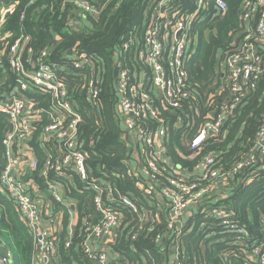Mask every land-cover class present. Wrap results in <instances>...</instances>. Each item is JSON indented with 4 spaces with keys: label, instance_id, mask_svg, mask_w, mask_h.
Instances as JSON below:
<instances>
[{
    "label": "trees",
    "instance_id": "16d2710c",
    "mask_svg": "<svg viewBox=\"0 0 264 264\" xmlns=\"http://www.w3.org/2000/svg\"><path fill=\"white\" fill-rule=\"evenodd\" d=\"M13 1L15 6L7 13L2 29L10 34L7 41L12 43L24 36L28 39L26 46L34 55L45 49V60L58 67L57 74L65 78L71 101L82 116L79 141L83 142L82 150L86 153L88 180L82 182L74 175L69 183L55 177L53 172L46 180L38 171L31 176L50 201L53 216L60 215L54 263L96 264L84 249L90 228L101 219L93 204L95 190L88 188L91 182L98 181L114 188L135 207L134 211L123 206L115 195L109 204L120 216V224L109 245V264H166V261L170 264L176 249L179 253L175 264H254L249 256L254 247L264 243V156L258 154L253 164L236 172L233 169L251 154L256 132L264 119V72L255 89L226 117L218 135L208 137L196 151H191L186 144L203 124L207 113L214 107L219 108L227 96L228 84L223 77V67L221 69L223 55L236 48L247 33L255 35V20L242 19L241 9L246 0H224L226 9L221 13L216 12L210 0L191 26L193 43L190 59L185 63L191 95L183 108L169 116L166 156L171 167L191 175L197 160L206 154H216L215 167L226 180L201 199L193 208L194 214L184 215L178 234L175 227H169L167 202L157 196L164 178L160 177L156 186L153 184L149 194L135 186L140 180L132 176L137 160L122 141L121 136L125 135L118 123L113 93L119 71L115 55L122 68L134 70L135 63L130 54L122 50V44L131 35L141 39L155 0H87L100 9L96 17L77 7L72 0ZM8 3L9 0H0V8ZM173 9L179 14H190L195 5L192 0H173L168 10ZM2 44L0 42V49ZM257 48L264 61V44ZM80 54L87 55L92 65L75 70L71 63L78 60ZM90 79L100 85L101 102L96 108L85 103L81 90L83 82ZM176 115L183 121L178 128H175ZM7 130L8 120L0 114V168ZM32 147L41 163L42 151L35 144ZM54 180L65 185L64 198L74 206L76 224L70 234L67 228L72 209L47 194L46 182ZM146 186L148 189L150 185ZM214 209L228 212L236 229L222 226L212 214ZM139 226L141 229L135 234ZM0 251L9 255L12 264H32L36 255L31 231L1 188Z\"/></svg>",
    "mask_w": 264,
    "mask_h": 264
},
{
    "label": "built area",
    "instance_id": "2783aa9c",
    "mask_svg": "<svg viewBox=\"0 0 264 264\" xmlns=\"http://www.w3.org/2000/svg\"><path fill=\"white\" fill-rule=\"evenodd\" d=\"M172 1L155 0L150 21L141 39L131 35L122 44V50L129 53L135 63L134 70L122 68L115 55L119 71L113 93L118 123L125 135L122 140L137 160L132 176L140 180L135 186L149 194L153 184L156 186L159 178H164L157 196L167 202L169 227H175L178 234L185 213L198 205L206 194L217 190L226 179L215 167L216 154H206L197 160L191 175L171 167L166 156L169 116L183 108L191 95L185 71L193 43L190 38L191 26L198 19L199 11L205 10L210 0H192L195 10L184 15L174 9L168 10ZM72 2L94 17L99 13L100 9L87 0ZM213 3L217 13L226 9L224 0H213ZM14 6L15 1L9 0L6 6L0 8V42L3 43L0 49V114L6 116L8 129L11 126V132L7 130L3 141L0 188L14 202L20 219L34 237L36 255L32 264H55L60 215L53 216L50 201L31 176L38 171L46 180L53 172L55 177L69 183L74 175L82 182L88 180L86 153L82 150L83 142L79 141L82 116L71 101L65 78L57 74L58 67L45 60L46 50L34 55V51L26 46L28 39L24 36L12 43L7 41L10 34L2 29L7 13ZM241 15L244 21L255 20V35L247 33L236 48L223 55L221 69L223 67V77L228 84L227 96L219 108L214 107L207 113L203 124L190 136L186 144L191 151L199 149L208 137L220 133L226 117L255 89L264 72L263 57L257 48L264 44V0H246ZM71 65L73 69L81 70L92 65V61L87 55L80 54ZM81 90L85 103L92 108L99 106L98 81L90 79L83 82ZM176 117L175 128H178L183 121L180 120L181 116ZM33 144L43 153L41 163L33 153ZM258 154L264 156V119L256 132L251 154L239 162L233 171L253 164ZM146 184L150 185L148 189ZM45 186L47 194L54 201L74 211L73 204L64 198V184L54 180L47 181ZM88 188L95 190L93 204L101 219L90 228L84 251L96 264H109L110 247L102 246L100 249L97 241L113 235L120 224L118 211L109 206L118 192L98 181L91 182ZM117 199L123 206L135 211L133 203L127 198L118 194ZM212 214L222 226L229 230L236 229L224 209H214ZM140 229L139 226L135 234ZM237 232L243 233L241 230ZM159 239L157 236L156 241ZM68 245L69 242H66L65 246ZM178 253L176 249L170 264H175ZM249 260L254 264H264V243L254 247ZM0 264H12L9 255L1 251Z\"/></svg>",
    "mask_w": 264,
    "mask_h": 264
},
{
    "label": "crops",
    "instance_id": "0c3cea01",
    "mask_svg": "<svg viewBox=\"0 0 264 264\" xmlns=\"http://www.w3.org/2000/svg\"><path fill=\"white\" fill-rule=\"evenodd\" d=\"M121 138H122V136H121ZM133 157H136V156H133ZM194 210L195 209L190 208V210H188L185 213V217H190L191 214H194L196 212ZM75 224H76V213H75V211H72V217H71V220L69 222V228H67V233L68 234L71 233V230L75 227ZM182 226H183V221L181 223V226H179L178 228H181ZM68 229H69V231H68ZM112 239H113V235L103 238L102 241L101 240L97 241V244L99 245L100 249H102V246H104V247L109 246ZM108 254H110V252H108Z\"/></svg>",
    "mask_w": 264,
    "mask_h": 264
},
{
    "label": "water",
    "instance_id": "95a60500",
    "mask_svg": "<svg viewBox=\"0 0 264 264\" xmlns=\"http://www.w3.org/2000/svg\"><path fill=\"white\" fill-rule=\"evenodd\" d=\"M223 59H224V58H223ZM8 131L11 132V126H9ZM29 175H30V173L27 174V178H28ZM117 196H118V194H117ZM68 231H69V229H68ZM166 264H167V261H166Z\"/></svg>",
    "mask_w": 264,
    "mask_h": 264
}]
</instances>
